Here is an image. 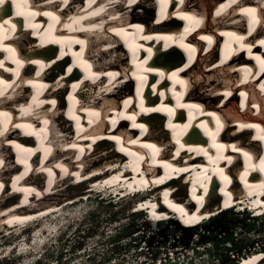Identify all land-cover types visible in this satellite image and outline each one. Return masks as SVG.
I'll list each match as a JSON object with an SVG mask.
<instances>
[{"label": "bare ground", "instance_id": "6f19581e", "mask_svg": "<svg viewBox=\"0 0 264 264\" xmlns=\"http://www.w3.org/2000/svg\"><path fill=\"white\" fill-rule=\"evenodd\" d=\"M31 1L32 0H0V41L12 35L19 38L17 44L18 48L11 44H5V42L0 44V71L10 72L7 78L0 76V122L3 121L2 115L6 114L4 117L5 120H8V122L14 120L10 125L19 127V129L20 127H26L28 129H23L22 132L29 137L33 136L34 139L36 138L34 146H31V143L27 146L20 145V148L28 151L24 157L25 163L31 158V153H38V150L35 149L39 145H44L40 150V160H44L50 155L51 158L42 162L40 167H33L32 164L28 162L29 170L25 177L22 175V179H20V177L14 173L8 174L11 176L5 177L7 174L6 171L12 170L14 166L11 164V159L6 157L5 154L7 153L1 152L0 194H2L0 196V231H4L7 236H9L12 234V229L14 227L18 228L22 225H28L29 222L34 221V219H40V217H45L47 219V217L58 210L60 214L54 218V220H58V218H60L58 221L66 220L68 214L65 213L64 207L73 204L77 200L61 199L63 196L61 192L65 189H63L62 186L69 183L72 178L78 180L75 182L76 184L83 182V185H86L84 196L82 197L84 200L88 199L95 190L98 191L101 188L102 190H111L114 194L119 195L120 198L116 199V201H120L127 193L125 187L128 186L129 191L135 193L136 190L140 191V189L145 186H158V184L165 182L169 176H172L173 171H176L180 175L182 170H193L194 174L178 177L177 181H170L168 184L164 185V189L154 193L152 197H149L144 203L138 204L135 210L131 211L130 214L135 215L136 213H141L143 209L148 210L149 208V219L145 218L146 220H143L147 224L153 225V220L159 221L161 219L171 218L174 213L176 217L172 218L170 222H176L178 225L180 223L184 228L185 226L189 228L196 227L195 223L199 222L203 216H209L211 212L207 205L203 210L197 212L198 210L193 211L190 206L189 209L183 203L187 192L186 188L188 187V181L191 180L193 183L189 188V190L192 191V198L197 201L204 198L202 202L208 201V205L210 206L215 199L209 198L206 200L205 197L207 194L208 196L212 195L215 191V188H213L215 182L212 181V176H221L222 178L230 177L226 169H224V164L235 159L237 155L244 157L243 160L245 161L247 158H250L249 154L244 150H239L236 145L233 144L224 145L216 142L211 143L210 141L209 148H212V153L208 151L203 140H198V143L195 145L188 144L181 138V135L180 138L178 137V133L183 132L184 128L182 129L180 125L177 126V123L172 124L171 122L165 125L169 128L172 136L174 135L172 139H175L172 141L174 145L169 146L170 143L167 138L168 133L165 127L161 126L162 121L159 120V117L156 115L150 116L152 117L149 122L150 128H146L147 132L152 130L153 133L148 134V136H145L141 140L140 138L142 136L135 138V132L132 134L127 133L124 130L123 124L128 120L132 123V127L134 126L139 129L141 125L137 124L138 117L141 114L143 118L146 112L150 110L148 106L153 103L152 101L146 102V97L152 99L155 95L161 94L162 99L167 100L169 95L176 94L175 90L171 91L169 90L170 87L167 88V86L170 84V80L176 81L178 79H167V72L165 71L157 73L152 72L150 68L142 63L141 56L142 53L145 52L151 53L154 47L155 49L159 48L158 44H163L166 49H169V52H160V54H157L154 58L157 62H160L161 58L165 59L166 56L173 57L174 53L179 55V51H181L182 54H188L193 51V45L185 42V37H193L191 36L194 30L192 26L198 21L199 17L188 16L186 14L187 10L176 7L175 9H179L176 14L171 16L172 13L168 12L163 16L169 18L168 25H171V27L176 26L173 18L180 19L178 25L182 23L186 24L184 26L183 36L177 38L180 35L176 37L170 34L167 36L158 34L157 37L153 34L144 32L145 27L150 22L149 19L142 18L150 17L151 15L149 0H139L136 3H134L135 0H101V2L99 1V3L96 4H93L95 0H86L83 6L80 0H74L71 4L69 0H55L60 10H52L48 13L45 10L47 7H41L40 3L49 5L51 3L50 1L37 0L33 6ZM155 1L159 3L160 7L163 6V12L166 11L167 4H170L173 9L172 0ZM213 1L215 0H190L189 3L206 6L204 3L207 2V5L210 6ZM233 1L234 0H229L225 5L219 6L215 14H220L232 4ZM64 4H69V7L62 12L61 10ZM10 5L12 6L10 7ZM36 7H39V10L36 12L30 10ZM54 7H56V5H54ZM203 12L207 18H211V11L208 7H203ZM43 15L49 18H56L54 24H49L46 30H44V27L48 20L40 17ZM240 15L246 17L252 27L258 26V23L261 22L260 29H264V0H256L251 7L240 11ZM95 16H99V18L88 19ZM119 17L122 20H119ZM231 17L235 19V21H232L235 25L242 24L239 16H236V18L231 15ZM60 18H64L65 20H61ZM131 19H135L136 24L131 23ZM78 21H81V23H77ZM70 25L72 26L71 33L67 29L65 31L60 30ZM57 29L59 33L53 35L52 30ZM86 29H88V33H85ZM206 29L208 30V27H206ZM91 34H93L96 39L92 37L89 43H84L82 39L83 35L89 37ZM214 34L215 33H212L209 38H202L201 40L203 42L215 41L217 39L214 37ZM218 34L226 38L229 45H237L238 49L244 50L247 54V58L251 59L254 64L259 67L260 63L257 56V52H259L258 49L254 48L253 51H250L252 48L251 43H242V41L249 40H244L245 37L236 34L233 29ZM262 35H264V32L260 36H256V38ZM162 36L164 37L161 38ZM36 37L38 42L34 44L32 39H36ZM260 41L264 43V38L258 40V42ZM119 42L125 44V48L128 50L127 58L133 63L132 66L126 61L124 51ZM167 44H170V46L167 47ZM89 47L93 48L90 49ZM217 48L218 47H214L215 50ZM88 50L91 52L93 50V55L88 56ZM231 52H234V49H231L229 53ZM239 53L243 54V52ZM240 54L235 57L230 56L233 62H229V65H233L235 60L241 59L242 57ZM66 58H69L72 64V67L67 65V67L70 68V72L78 67L80 70H77L80 72L82 78L73 77L69 78L70 80L63 79L64 77H62L61 73L62 69L65 68H63L61 64L66 65L68 63ZM197 58L199 59L200 57L198 56ZM205 58L206 57L200 58V60L204 61ZM228 59L229 55L223 57L222 61ZM7 60L13 62L14 65H10L11 67L17 70L24 69L25 72L32 74L34 72L31 66H34V71L39 77L27 79L26 76H21L18 78L13 77L12 82L7 81V79L13 76L9 65L6 63ZM172 61L173 60L162 62L161 64L169 65ZM238 63L241 65L236 66ZM128 66L133 71V79H136V85L131 83L128 76V73H130ZM216 67L217 66H214L213 63L207 66L205 74L207 76L209 75L208 77L202 73L204 70L198 73H202L200 77L209 79L211 78L210 76L213 77V75H218V77L213 78L215 82L208 83L204 91L201 92L206 98L209 97L211 101H214L213 103L215 104L211 105L210 108L214 111L217 110V113L210 111L206 112L202 109V106L198 107L194 104V100L202 96L198 93H194L190 96V101L183 102L181 106L182 110L186 107L189 108L191 114L189 117L190 119L199 117L196 123H202L206 126L200 135L208 140L214 138L215 132L219 127L226 126L225 122L222 121L223 114L221 111L224 109V106L228 107L229 102L234 99L235 94L238 92L240 94L244 93L242 91L246 88L245 85H249V87L257 90L258 96L256 97L255 91H251L254 97L251 98L250 103H240L243 112L247 114L248 107L254 110L258 107L260 115L264 117V73L260 75V68L255 66L252 67L249 60L242 62L237 61L233 66H226L222 69H217ZM113 69H116L117 72L113 71ZM215 72L218 74H215ZM228 74L235 79L231 81L226 80L225 76ZM155 78H157L156 84L158 87H150V85H147L148 82L153 83ZM238 82L241 84L235 92L233 89L230 90V86ZM131 84V94L135 97H126L123 101L118 99L121 97L123 98V93L125 94V92L130 90ZM29 88L37 91L33 93L35 98L32 97L31 99L30 94H28L26 97L29 98L30 101L23 98L21 103L18 102L16 97L30 93L31 91H28ZM44 88H48L50 91L55 90V92H53L55 95L63 93L67 95L69 99L63 102L61 98L57 100L53 96L47 102L46 100L37 99L40 97V94L43 93ZM138 90L140 94H137ZM167 90H169V92H166ZM98 91L101 92L98 96L100 98L91 99V101H96L90 104V102L85 99L87 94H92L94 97L96 96L94 93ZM144 93L146 94L145 97L143 96ZM135 98L138 99L139 107L134 109ZM120 101L122 102L121 111L118 110ZM46 103L47 107L49 105L57 106V103L61 105L59 109L57 106V110L56 108H48V110L52 112V118H41L40 121H42V126H40L38 122L33 121L32 113L39 111V115H42V113L46 111V107H41ZM167 103L169 104L170 102ZM162 105H165V103ZM203 106H206V103H203ZM14 108L17 109V115L21 116L20 118H17L18 116L11 111ZM31 110H33V112H31ZM81 113H83L84 116H81ZM133 113L137 115L134 116ZM63 114H66L67 120H65L66 118ZM201 116L214 119L217 122V127L211 130L209 122L205 118H200ZM27 119L33 122H28ZM174 121L176 122L177 120ZM258 122L261 121H256L250 125L245 124L246 122H238L234 125L235 132L237 133L247 127L251 129L256 128L264 132L263 122ZM71 124L77 126L74 135H71ZM117 124L119 125L120 136L113 131H107L109 126L111 129H115ZM46 125L50 127L55 126V131L57 129L63 139H57L53 142L52 140L55 139V132L54 130H50V128L46 131ZM193 126L195 127V124H193ZM232 128V126L227 125L226 134L231 131V135H234L235 132L232 131ZM43 132H45L44 135ZM191 132L193 131L189 133L191 134ZM45 134H47L46 137ZM240 135L243 137V140L247 141L246 137L248 134L243 133ZM197 136V133H193V135L187 134L184 139H188L192 141L191 143H194L196 141L193 140H195ZM257 138L264 141L263 134L259 135ZM47 140L48 142H46ZM175 141L177 143H175ZM6 148V146H1L0 151H4ZM193 155H195L194 158H192ZM198 160L203 162L199 165L202 167L201 172L195 171L197 170L195 166L196 163L199 162ZM246 163L249 165L250 171L256 169V165L252 163L251 160ZM110 167H114V172L112 171L110 174L104 172L105 169ZM167 167L170 168L168 171L166 169ZM258 169L261 171L260 167H258ZM139 171L149 173L153 176L151 183L146 177H138L137 172ZM158 172L160 174L159 177L157 175ZM16 173L20 174V172ZM98 173L100 174V176L98 175L99 177L95 176L92 178V175H97ZM244 184L246 194L257 195V199L253 200L251 203H260L264 206V198L262 197L264 196V182L257 183L246 181ZM195 185H197V188ZM76 186L78 187L79 185ZM7 187L11 190L8 191ZM97 187H99V189ZM198 191H204V194L201 195ZM11 193H13V195ZM225 193L227 197L232 194H238L239 198L243 196V194H239L240 190L236 189V187L228 189ZM7 194L11 195L6 196ZM5 197L7 199L4 201ZM15 198L18 199L12 201L15 200ZM50 200H58L59 203L56 204L51 202L52 204L49 205L38 206V204ZM133 207H135V205ZM260 212L261 211L258 213ZM45 218H42V220H45ZM77 221L78 218L75 217L74 222ZM55 224L57 225L59 223ZM62 226H64V224H62ZM37 228H39V226L36 227V229ZM48 228L51 229V227ZM52 229L56 230L59 228L53 226ZM42 230L44 234L46 229ZM20 233H22V231ZM22 240H25V238L23 237ZM44 241L45 239L43 237L39 242L37 241L38 243L36 246L43 249L46 245ZM33 245L35 244L31 245L27 243L25 247L29 246L26 248L31 249ZM27 249L26 251H28ZM257 253L256 255L253 252L249 254L246 253L253 257L244 260L242 264H264V252ZM30 255H32V252H29V256ZM34 255H37V253Z\"/></svg>", "mask_w": 264, "mask_h": 264}, {"label": "rangeland", "instance_id": "374dc122", "mask_svg": "<svg viewBox=\"0 0 264 264\" xmlns=\"http://www.w3.org/2000/svg\"><path fill=\"white\" fill-rule=\"evenodd\" d=\"M98 175L100 176L99 173ZM64 185L62 187L65 189L61 192L63 195L61 199L77 200L64 207L65 213L68 214L67 219L54 220L60 214L58 210L45 220L40 217L41 220L33 224L32 228L28 227L22 231L24 233H20V236L11 234L1 237L0 264H113L114 261L117 262L116 264H121L124 258L133 257L132 246L136 245L147 244L149 252L145 251L143 254L147 259L161 257L158 256L154 247L156 239L160 240L161 246L166 248L191 249L185 254L187 259L183 260V264H235L236 257L243 255L244 252L247 254L257 251L264 252L260 251L264 246V221L261 219L253 220L248 216L229 211L222 212L194 232L188 226L182 227V231L179 227L180 223L178 225L176 222H159L160 224L152 226L143 221L146 220L143 216L130 214L131 207L128 201L117 200L115 205L103 203L94 193L84 200L82 197L86 185L71 186L70 181ZM6 199L5 197L4 201ZM51 202L59 203L58 200H50L38 206L49 205L52 204ZM75 217L78 218L77 222H74ZM38 226L40 238L35 235L31 236V232H34ZM53 226L59 229H52ZM42 229H46L44 234ZM42 236L46 245L40 249L36 244L43 238ZM229 236L234 238L235 244V246L230 244L232 247L230 246L229 250H233L234 247L238 251L240 248H249L242 254H236V249L233 253H229L228 244H222ZM20 237L25 238L22 243ZM31 239L33 243L29 242ZM142 240L146 243L144 244ZM27 243L35 244L31 247V251L26 248L29 246L25 247ZM125 244L128 247H125ZM29 252H32L31 259H29ZM35 253L37 255H34ZM39 255L42 256L39 258ZM191 257L195 260L192 261ZM111 258L114 259L113 262L109 261Z\"/></svg>", "mask_w": 264, "mask_h": 264}, {"label": "built area", "instance_id": "2783aa9c", "mask_svg": "<svg viewBox=\"0 0 264 264\" xmlns=\"http://www.w3.org/2000/svg\"><path fill=\"white\" fill-rule=\"evenodd\" d=\"M150 237H151V235H150ZM143 243L145 244L146 241H143ZM154 245H155L154 247L156 248V253L158 254V256L160 255L161 257H154V258L151 257L150 259H147L143 255L145 253V251L149 252V249H148L149 247L147 246V244L142 245V246L136 245V246H132L133 251H134L133 255H132L133 257L131 259L124 258L121 264H183V260L187 259L185 257V254H187V252L191 250V249L186 248V247H183V248H179V247L166 248L165 246H161V241L158 239L155 240ZM125 247H128V245L125 244ZM122 253H123V255H126L125 252H122ZM162 254H164V257H162ZM190 259L192 260V257ZM113 260L114 259L111 258L109 261L113 262ZM194 260H192V261H194ZM115 262L116 261H114L113 264L117 263V262L116 263Z\"/></svg>", "mask_w": 264, "mask_h": 264}, {"label": "trees", "instance_id": "16d2710c", "mask_svg": "<svg viewBox=\"0 0 264 264\" xmlns=\"http://www.w3.org/2000/svg\"><path fill=\"white\" fill-rule=\"evenodd\" d=\"M180 227H181V229H182V227L184 228V226H182V225H180ZM200 228H201V227H200ZM198 229H199V228L193 230V232H194V231H197ZM224 243L228 244L227 249H228V248L230 249V246L232 247V245H230V244H233V246H235V244H234V238H233L232 236H229L228 238L224 239V241L222 242V244H224ZM248 248H249V247H248ZM248 248H246V247H244L243 249L240 248L239 251H238V249H236V247H234L233 250L236 249V251H235L236 254H242L243 251H246ZM229 249H228L229 253H233V250H229ZM262 251H264V246L262 247ZM244 253H245V252H244ZM244 253H243V254H244Z\"/></svg>", "mask_w": 264, "mask_h": 264}]
</instances>
